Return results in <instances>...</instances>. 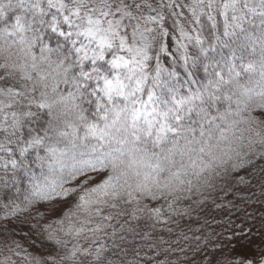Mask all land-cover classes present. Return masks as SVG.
<instances>
[{
	"label": "snow or ice",
	"instance_id": "6c2138e0",
	"mask_svg": "<svg viewBox=\"0 0 264 264\" xmlns=\"http://www.w3.org/2000/svg\"><path fill=\"white\" fill-rule=\"evenodd\" d=\"M0 264H264V0H0Z\"/></svg>",
	"mask_w": 264,
	"mask_h": 264
},
{
	"label": "trees",
	"instance_id": "16d2710c",
	"mask_svg": "<svg viewBox=\"0 0 264 264\" xmlns=\"http://www.w3.org/2000/svg\"><path fill=\"white\" fill-rule=\"evenodd\" d=\"M232 219L235 221V223L237 224V225H239L241 222H242V219H243V217H242V215H234L233 217H232Z\"/></svg>",
	"mask_w": 264,
	"mask_h": 264
}]
</instances>
